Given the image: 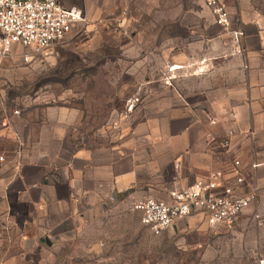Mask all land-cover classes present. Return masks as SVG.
<instances>
[{
  "label": "rangeland",
  "instance_id": "374dc122",
  "mask_svg": "<svg viewBox=\"0 0 264 264\" xmlns=\"http://www.w3.org/2000/svg\"><path fill=\"white\" fill-rule=\"evenodd\" d=\"M62 2L81 8L87 21L30 63L16 53L0 63V170L14 147L11 132L33 129L48 110H70L83 145L115 142L145 116L140 107L153 81L184 79L187 71L174 65L214 30L204 0ZM47 210L18 203L0 213V264H254L263 252L251 243L264 239V197L223 223L230 226L193 217L160 235L102 220L55 223Z\"/></svg>",
  "mask_w": 264,
  "mask_h": 264
},
{
  "label": "crops",
  "instance_id": "0c3cea01",
  "mask_svg": "<svg viewBox=\"0 0 264 264\" xmlns=\"http://www.w3.org/2000/svg\"><path fill=\"white\" fill-rule=\"evenodd\" d=\"M221 1L230 13L229 27H218L206 6L214 30L203 31L173 67L186 70L185 78L154 80L140 107L145 116L125 126L115 142L79 143L77 123L66 108L45 111L33 129L13 130L14 147L0 170V213L22 203L47 207L55 223L74 218L143 225L117 218L138 212L131 208L138 198H166L214 170L235 183V168L245 177L237 191L255 188L257 201L263 198L264 0ZM236 31L242 32L239 41ZM235 160L240 166L234 167ZM193 217L202 219L190 215L180 221ZM251 245L263 251L254 264H264V239Z\"/></svg>",
  "mask_w": 264,
  "mask_h": 264
},
{
  "label": "built area",
  "instance_id": "2783aa9c",
  "mask_svg": "<svg viewBox=\"0 0 264 264\" xmlns=\"http://www.w3.org/2000/svg\"><path fill=\"white\" fill-rule=\"evenodd\" d=\"M204 4L218 26L229 27L230 13L221 0H204ZM86 21L81 8L66 7L62 0H0V63L13 53L30 63ZM241 35V31L235 32L237 41ZM240 164V160L234 161V167ZM233 176L235 183L226 179L223 170H214L189 186L172 189L166 198H138L131 208L140 213L142 224L154 235L190 215H197L210 225L230 223L258 198L255 188L237 191L236 184L245 183L242 172L235 168Z\"/></svg>",
  "mask_w": 264,
  "mask_h": 264
},
{
  "label": "bare ground",
  "instance_id": "6f19581e",
  "mask_svg": "<svg viewBox=\"0 0 264 264\" xmlns=\"http://www.w3.org/2000/svg\"><path fill=\"white\" fill-rule=\"evenodd\" d=\"M180 66H177V68H179Z\"/></svg>",
  "mask_w": 264,
  "mask_h": 264
},
{
  "label": "water",
  "instance_id": "95a60500",
  "mask_svg": "<svg viewBox=\"0 0 264 264\" xmlns=\"http://www.w3.org/2000/svg\"><path fill=\"white\" fill-rule=\"evenodd\" d=\"M49 242V241H48Z\"/></svg>",
  "mask_w": 264,
  "mask_h": 264
}]
</instances>
